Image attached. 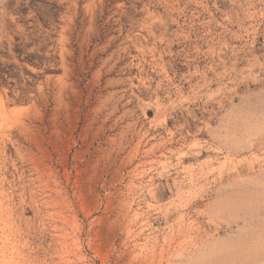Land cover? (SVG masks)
<instances>
[{
    "label": "rangeland",
    "instance_id": "obj_1",
    "mask_svg": "<svg viewBox=\"0 0 264 264\" xmlns=\"http://www.w3.org/2000/svg\"><path fill=\"white\" fill-rule=\"evenodd\" d=\"M0 264H264V0H0Z\"/></svg>",
    "mask_w": 264,
    "mask_h": 264
}]
</instances>
